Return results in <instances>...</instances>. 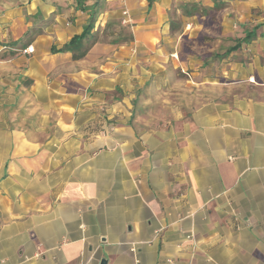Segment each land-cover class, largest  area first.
Listing matches in <instances>:
<instances>
[{"label": "crops", "instance_id": "0c3cea01", "mask_svg": "<svg viewBox=\"0 0 264 264\" xmlns=\"http://www.w3.org/2000/svg\"><path fill=\"white\" fill-rule=\"evenodd\" d=\"M92 1L0 0V264H264V0L180 15L212 51L254 36L163 111L133 100L165 68L168 12L215 0H106L133 39L74 60L57 50Z\"/></svg>", "mask_w": 264, "mask_h": 264}, {"label": "rangeland", "instance_id": "374dc122", "mask_svg": "<svg viewBox=\"0 0 264 264\" xmlns=\"http://www.w3.org/2000/svg\"><path fill=\"white\" fill-rule=\"evenodd\" d=\"M106 9L110 10L111 6L107 5L106 0H102L101 13H104ZM211 12L214 13L216 10H211ZM205 15V18L198 15L195 20L196 24L198 26L200 25L201 29L208 28L212 22H216L214 15H209V17H207L208 13ZM170 19H173L176 30L169 29L173 42H170L168 44L169 46L166 45L165 47V54H163L165 68L158 69L157 73L154 74V82L143 84L138 89L136 93L137 101L135 104V111H163L164 105L176 104L177 102H183L185 105L192 106L194 103V93L198 95L199 92L203 93L208 91V83L201 89L194 86L193 80L194 75H196L194 72L202 73L201 75L197 74V77L209 78L210 72L214 73L216 63L219 62L218 59L210 55L214 52L221 53L223 50H209L210 47L215 46L213 45L214 43L212 44L206 41L207 39L204 34H200L196 39L180 35L187 25L184 24L175 6H172L168 12V22ZM109 20L120 21L122 25L130 26V23L123 22L122 14H119V17L113 16L104 18L103 16L101 19L99 16L95 24V28L98 29V40L109 41L113 37H116L119 26L113 23L110 28H106V23ZM205 43L207 45H204ZM204 59H207L208 65L193 66L194 64H192V62L199 60L204 61ZM180 63L183 67H180ZM233 91L240 92V89L234 88ZM142 116H144V113Z\"/></svg>", "mask_w": 264, "mask_h": 264}, {"label": "trees", "instance_id": "16d2710c", "mask_svg": "<svg viewBox=\"0 0 264 264\" xmlns=\"http://www.w3.org/2000/svg\"><path fill=\"white\" fill-rule=\"evenodd\" d=\"M148 2H150V0H148ZM226 4L227 1L225 0H215L214 5L212 7L203 6L196 2H183L177 4L176 6L175 5L173 6H175V9L179 12V15L193 16L196 14H200V15L207 14L211 10H216V11L221 10L225 8ZM101 8H102V0H93L92 3L87 6L88 18L83 26L82 31L79 34L73 35L57 51L70 52L74 60L83 58L86 55L89 48L94 43L99 41L97 38L98 29L95 28V24L100 16ZM113 23H116L119 26V31L116 37H113L107 42H109L110 44L118 45V44L127 43L133 39L130 26L122 25L120 21L109 20L106 23V28H110L113 25ZM168 25L170 30L171 29L176 30L174 27L175 23L173 22V19L169 20ZM253 36H254L253 33H246L242 39H236L233 45L228 46L221 53L214 52L210 56L215 59L221 60L226 56H228L231 52L238 49L242 42H248ZM205 62L206 63L208 62L207 59H204V63ZM27 81L30 82V79H27ZM136 101H137V96L133 100L134 111H135Z\"/></svg>", "mask_w": 264, "mask_h": 264}, {"label": "built area", "instance_id": "2783aa9c", "mask_svg": "<svg viewBox=\"0 0 264 264\" xmlns=\"http://www.w3.org/2000/svg\"><path fill=\"white\" fill-rule=\"evenodd\" d=\"M122 2L124 3L125 2V0H122ZM122 14L125 16L124 17V19H123V22H128V19L126 18L127 17V15H128V10L126 9V8H124L123 10H122ZM32 47L31 46H28L26 49H25V51H32Z\"/></svg>", "mask_w": 264, "mask_h": 264}, {"label": "water", "instance_id": "95a60500", "mask_svg": "<svg viewBox=\"0 0 264 264\" xmlns=\"http://www.w3.org/2000/svg\"><path fill=\"white\" fill-rule=\"evenodd\" d=\"M104 262H105V260H104V259H102V260H101V264H104Z\"/></svg>", "mask_w": 264, "mask_h": 264}]
</instances>
